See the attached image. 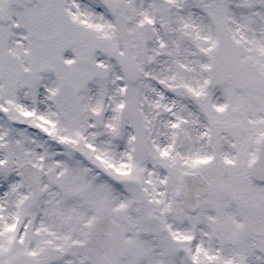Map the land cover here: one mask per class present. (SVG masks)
<instances>
[{"label": "snow or ice", "instance_id": "6c2138e0", "mask_svg": "<svg viewBox=\"0 0 264 264\" xmlns=\"http://www.w3.org/2000/svg\"><path fill=\"white\" fill-rule=\"evenodd\" d=\"M0 264H264V0H0Z\"/></svg>", "mask_w": 264, "mask_h": 264}]
</instances>
